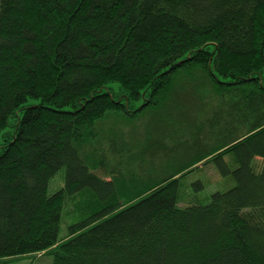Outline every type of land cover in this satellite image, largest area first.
Returning a JSON list of instances; mask_svg holds the SVG:
<instances>
[{"label": "trees", "instance_id": "1", "mask_svg": "<svg viewBox=\"0 0 264 264\" xmlns=\"http://www.w3.org/2000/svg\"><path fill=\"white\" fill-rule=\"evenodd\" d=\"M263 74L264 0H0V264H264ZM164 110L187 162L113 165L105 125Z\"/></svg>", "mask_w": 264, "mask_h": 264}, {"label": "rangeland", "instance_id": "2", "mask_svg": "<svg viewBox=\"0 0 264 264\" xmlns=\"http://www.w3.org/2000/svg\"><path fill=\"white\" fill-rule=\"evenodd\" d=\"M178 115L177 110L175 112L173 110H164L160 112L157 118L139 120L134 127L122 128V130H119L118 125L115 123L105 125L102 130L104 146L110 148L109 153L113 156V165H118L115 159L117 158L119 161V157H121L127 163L132 162V166L130 167L131 174L134 170L136 171L135 175L138 174L145 178L150 177L155 180H159L178 170L181 164L186 163L188 160V157H182V154L186 152L189 146L186 144L182 145V142L188 141L192 131L189 125L181 124ZM112 134H115V136L110 141L106 136L110 138ZM123 140L128 143L129 152H127V149L123 152H114L112 150L113 148L122 149ZM115 143L118 146L113 145ZM120 167L124 168L123 164H120ZM213 168L207 169V175L215 184L222 183L223 179L225 180L226 178H222L218 174V171ZM104 173V170L98 171L101 177L108 178ZM200 175V172L193 173L189 181L197 179L203 181L205 185L204 190L196 194L200 195L201 199H205V196L211 194L214 190H210L208 180L202 178ZM58 181L59 184H57ZM225 183L226 186H220L219 190L225 191L235 185L233 181L229 180ZM63 186L64 183L60 173L51 181L49 194L55 193ZM213 189H216L215 185ZM66 212L67 208L64 210L63 222L61 224L60 235L62 237L68 234V226L75 223L73 219H68ZM10 264H53V257L43 256L37 258L35 256H26L12 260Z\"/></svg>", "mask_w": 264, "mask_h": 264}]
</instances>
